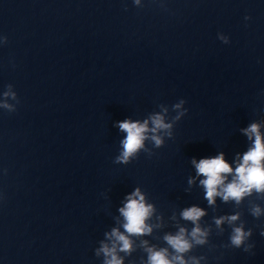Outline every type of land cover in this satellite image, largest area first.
<instances>
[{
    "label": "clouds",
    "instance_id": "clouds-1",
    "mask_svg": "<svg viewBox=\"0 0 264 264\" xmlns=\"http://www.w3.org/2000/svg\"><path fill=\"white\" fill-rule=\"evenodd\" d=\"M134 4L140 5V0H134ZM249 19L250 17H245V20ZM218 38L225 44L229 43V38L222 33L218 34ZM0 43H7V38H0ZM17 103H19L17 94L9 84L7 90L0 96V109L13 112ZM185 103L186 101L181 99L172 105L176 115L170 120L167 119L168 108L160 105V111L149 114L143 121L131 119L118 121L116 126L126 135L120 142L122 150L114 162L127 165L137 158L141 151L151 155V149L145 145L149 140L153 147H162L165 136L172 138L175 123L187 114ZM260 129L261 125L254 122L241 130L251 141V146L242 155L237 154L235 167L225 159L223 152L214 157L192 159L196 177H202L199 184L204 189V198L209 206H215L217 197L223 203L234 202L236 206L241 205L245 198L253 194L264 199V134ZM195 179L190 178L189 185L195 183ZM118 211L123 222L119 227H113L110 232H105V238L109 242L101 241L100 246L95 250L97 257L103 256V264H124V257L131 256L137 250L136 239H139L138 247L146 253V259L142 260L141 264H200V260L206 259L203 256L187 255L196 246L208 244L211 229L202 228L200 225L201 218L206 215L203 208L193 205L181 211V218L191 222L193 227L190 232L186 227L179 226L175 233H165L162 239L166 247H159L150 244L146 239H140L151 235L154 228L163 225L162 217L156 215L154 204L146 202V194L139 187L126 196L123 207ZM249 212L253 217L260 218L264 216V207L251 203ZM153 217L156 223H148ZM240 217L241 213L235 212L214 218V223L217 228L225 223L232 226L229 235L230 246L243 248L245 252H249L253 248L252 244L247 243L253 234L252 229L246 230L243 222L235 226ZM261 235H264V232ZM119 253L124 255L121 256Z\"/></svg>",
    "mask_w": 264,
    "mask_h": 264
}]
</instances>
